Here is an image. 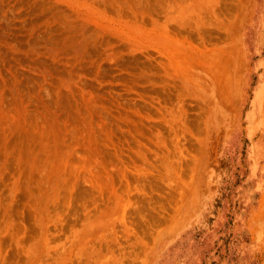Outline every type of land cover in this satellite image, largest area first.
Returning a JSON list of instances; mask_svg holds the SVG:
<instances>
[{"label":"rangeland","instance_id":"374dc122","mask_svg":"<svg viewBox=\"0 0 264 264\" xmlns=\"http://www.w3.org/2000/svg\"><path fill=\"white\" fill-rule=\"evenodd\" d=\"M0 264H264V0H0Z\"/></svg>","mask_w":264,"mask_h":264}]
</instances>
